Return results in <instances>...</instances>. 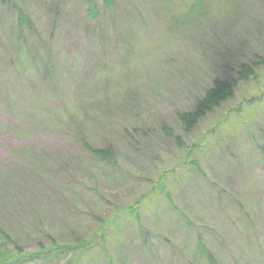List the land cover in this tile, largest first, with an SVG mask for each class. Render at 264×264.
Masks as SVG:
<instances>
[{"label": "rangeland", "instance_id": "1", "mask_svg": "<svg viewBox=\"0 0 264 264\" xmlns=\"http://www.w3.org/2000/svg\"><path fill=\"white\" fill-rule=\"evenodd\" d=\"M112 2L0 0L3 257L264 264V0ZM216 78L234 99L186 132Z\"/></svg>", "mask_w": 264, "mask_h": 264}, {"label": "trees", "instance_id": "2", "mask_svg": "<svg viewBox=\"0 0 264 264\" xmlns=\"http://www.w3.org/2000/svg\"><path fill=\"white\" fill-rule=\"evenodd\" d=\"M104 4L108 7H111L113 5L112 0H103ZM93 6V2L91 3ZM202 7V4L198 2L197 4L190 6V12L194 13L196 9H200ZM93 11V12H92ZM90 12L93 14V16L97 15V11L95 9V6L90 9ZM22 23L27 24V28L30 27L31 23L27 21L24 15H21ZM256 57V55H255ZM256 59V58H255ZM257 62L254 64L256 67L264 66V59H262L260 56L257 57ZM239 72H237L238 81L242 82H248L250 79H253L256 74L254 67L249 63H242L240 64ZM237 86V82L231 81L226 82L221 79H214L211 84L208 86L202 97H200L195 105L194 110L190 111L188 113H185L179 117L181 123L184 125L186 132H191L195 129V127L199 124V122L204 119L208 114L213 113L217 109H221L222 105L228 103L229 101H232L235 96V88ZM251 107L250 104H248V109ZM228 123V122H227ZM254 144H258L257 142L253 141ZM96 156L101 158H109L112 157L111 154L106 153L104 151H93ZM104 155V156H103ZM104 160V159H103ZM196 164H199L198 161H195L193 166H196ZM75 249V248H74ZM77 249V248H76ZM200 251L205 254V248L202 247L199 244ZM77 252V250H74L72 254L74 255ZM60 255L62 252H59L58 249L53 250L50 249L48 251H43L39 253V255L34 256V254H29L25 256H19L16 259H10L7 258V256L2 255L1 253V247H0V264H26L30 262H36L37 264L39 262H44L46 260H51L53 258V254ZM210 257H208L209 259ZM207 259V260H208Z\"/></svg>", "mask_w": 264, "mask_h": 264}]
</instances>
